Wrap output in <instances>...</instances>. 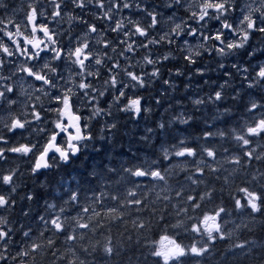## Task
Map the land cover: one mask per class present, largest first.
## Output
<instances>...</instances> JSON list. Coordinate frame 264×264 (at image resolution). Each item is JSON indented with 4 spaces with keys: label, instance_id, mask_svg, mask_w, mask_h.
I'll return each mask as SVG.
<instances>
[{
    "label": "trees",
    "instance_id": "1",
    "mask_svg": "<svg viewBox=\"0 0 264 264\" xmlns=\"http://www.w3.org/2000/svg\"><path fill=\"white\" fill-rule=\"evenodd\" d=\"M174 1L170 0L172 10ZM2 3L0 19H5L9 12ZM130 3L119 15H130L145 29L146 37L151 32L152 36L146 42L138 34L133 37L137 46L142 45L132 51L126 50L127 38L116 51L105 50L118 67L107 75L104 68H97L82 97L89 136L77 155L69 156L66 163L54 156L47 168L34 170L33 160L47 140L38 135L42 128L30 116L24 129L9 131L7 113L12 105L5 96L0 100V137L6 138L0 142V264H264V131L247 132L264 119V79L248 86L264 63L260 31L264 16L258 14L245 48L233 52L225 44L237 39L236 34L217 40L207 30L216 26L209 17L217 13H209L199 26L179 9L181 35L177 37L172 25L166 28L165 23L161 34L154 35L168 0H139L146 11L135 6L136 0ZM80 11L83 21L95 20ZM149 12L156 14L154 26ZM100 20L98 26L111 27ZM191 28L196 32L189 35ZM124 30L114 37L110 34V48ZM164 33H169L168 38L160 41ZM181 36L196 41L192 54ZM200 43L204 49L196 47ZM165 52L172 57L162 59ZM151 54L157 56L155 64L143 63L144 56ZM128 57L132 60L124 65ZM104 65L111 67L108 60ZM153 67L159 69L156 77L151 75ZM128 71L141 76L143 87L128 80ZM217 90L223 93L219 101L213 98ZM117 96L119 100L114 99ZM132 96L142 98L138 113L122 110ZM195 98L202 102L194 105ZM254 101H258L255 108ZM45 102L41 98L36 104L43 117L45 105H40ZM96 108L101 111L94 114ZM188 116L192 117L188 123L173 119ZM237 134L248 144L237 140ZM21 144L31 146L29 153L22 148L19 153L9 150ZM5 176L10 180L5 181ZM247 193L258 197L259 211L250 207ZM206 219L215 230L204 229ZM162 237L182 248L181 256L163 260L158 247Z\"/></svg>",
    "mask_w": 264,
    "mask_h": 264
},
{
    "label": "snow or ice",
    "instance_id": "2",
    "mask_svg": "<svg viewBox=\"0 0 264 264\" xmlns=\"http://www.w3.org/2000/svg\"><path fill=\"white\" fill-rule=\"evenodd\" d=\"M54 3V10L52 11V16L59 18L61 16L60 9L62 8V3L60 0H52ZM73 7L79 8L84 7V0H71ZM91 2V0H90ZM105 2L106 0H95L96 7L100 8L103 16L97 14V19H107L111 21L112 26L109 28L103 25H95V24H88L87 21H82L80 17H74L75 21L83 22L87 25L86 31L83 33L82 37H77L70 48H65L64 46L60 45L59 41L56 39V33L49 27L47 24L38 23L37 19H34L31 25V35H25L24 33H19L21 39L25 42V47L23 48V52L27 54V58L29 60L38 59L42 52H49L50 59L52 63L44 62L42 68H38L33 70L30 65H22L17 68L18 72H23L25 75L30 77L31 79L36 80L37 85L39 87L36 88V91L43 93L44 97L49 95L47 89L52 88L56 90V85L53 84L51 76H59L60 68L55 65V62H66L69 66L66 72L67 81L66 84H70L71 87L68 88L70 92L71 89L77 88L78 90L87 89L90 86V82L93 78L91 72L86 71V66L92 67L95 66L96 68H104L105 74H110L112 68L118 67L115 61H112V58L107 55V51H116V48L119 46L124 45L125 39H128V44L126 50L129 48L135 50L136 45L135 37L137 34L140 37L145 36L147 33L143 27L140 26L130 15L122 14L119 15V18L115 21L112 20V9H118L122 12L123 9H127L132 6L130 0H112V7L105 9ZM135 6L141 10H145L146 8L139 4V0H136ZM202 7V6H201ZM199 10V9H197ZM209 9L208 13H210ZM149 17L151 18L152 24L150 26H154L157 23L156 14L149 12ZM73 18L70 17L69 23H72ZM127 20L128 24H125L124 21ZM131 25V27H129ZM98 27L101 29L99 35L89 36V33L96 34ZM190 27V26H189ZM121 29H125L121 33V37L116 40L114 44H112L111 48L109 47V40L110 34L114 35L117 31ZM264 30V29H261ZM206 35L204 36L205 39ZM219 37V40L222 39V34L214 33L213 38L216 39ZM9 39H12V36L9 34ZM13 43L16 44L17 49H20V42L19 40H13ZM96 45V50L92 49V45ZM147 45L145 44V47ZM31 47L32 52L28 51V48ZM220 50V49H217ZM0 52H3L7 56H11L12 52L8 49L7 45L0 43ZM101 53H103V58H101ZM123 53H121V56ZM185 59H188L187 57ZM104 60H108L111 63V67H107L104 65ZM2 66V65H0ZM131 73V78L135 80V73ZM80 74V75H77ZM82 77V79H81ZM99 78V74L97 77ZM63 80L64 78H60ZM79 80V83L77 81ZM111 84L113 87L116 86V78L113 75L111 78ZM7 91L11 94L14 91L12 86H8ZM104 93H101L103 95ZM123 95V92L120 93ZM219 95V93H217ZM4 96V92L0 91V99ZM37 101L41 100L40 96L36 97ZM65 102H70V97L68 96V92H61V95H53L50 101L51 104L56 105V111L58 115H60V109L63 108ZM12 103V101H9ZM141 100L136 98H129L126 103V110H133V111H140ZM124 106V107H125ZM41 107H43V103H41ZM31 115H33L36 119L41 118V111L39 108L32 106ZM62 120H58L54 127H59ZM259 123L264 124V119H262ZM25 126V121L19 118L11 119V126L9 127V131H14L17 128L22 129ZM255 127H248L247 132L248 134H259V131H264V128H260L258 130H254ZM207 135V134H206ZM237 140H243L244 144H248V141L244 139L241 135H236ZM0 142H6L5 137H0ZM21 148L24 152H28L31 149V146L21 144L19 146L11 147L9 150L13 153H19ZM49 148H55L54 141L50 144H47L45 150ZM58 150V149H57ZM0 152H3V149H0ZM209 155L211 156L212 153L210 152ZM250 156V154H249ZM5 181L10 180L9 176H5L3 178ZM242 191H246V189H242Z\"/></svg>",
    "mask_w": 264,
    "mask_h": 264
},
{
    "label": "flooded vegetation",
    "instance_id": "3",
    "mask_svg": "<svg viewBox=\"0 0 264 264\" xmlns=\"http://www.w3.org/2000/svg\"><path fill=\"white\" fill-rule=\"evenodd\" d=\"M60 2L62 3L63 6L60 9L61 16L59 18H57V17L52 16V11L54 10V3L52 2V0H4V3H2L1 6H2V8H5V9L7 8V12H9V13H7L8 14L7 18H5V19L1 18L0 19V43L7 45L8 49L12 52V55L7 56L3 52H0V65H2V66H0V70L3 74V78L0 80V89H1V91L4 92V96L7 97L8 99H10V101H12V103H10L12 106H14V103H15V111H13V112L10 111L9 113H7V117H8L7 119L10 118L9 121H11V119L13 117L26 121L28 117L30 118V116H33V115H31V112H28L26 106H28V108H29V106L32 107L34 105L35 100H37L36 99L37 96H40L42 99H44L46 101L48 100L44 104L45 107H43L44 111L46 113V116L45 117L41 116L40 119H36L33 116L38 127L42 128L41 133H38V135L39 136L41 135L40 137H43L46 139L49 138L48 140H46V143L52 137H54L55 143L57 146L59 145V147L61 149L66 150L67 152L68 151L70 152V149L68 148L67 143H66L67 142V135L65 134V132L66 133L68 132V134H71V131L66 129V122L61 118L62 117L61 114H60V116L58 115V113L56 111L57 106L50 103V101L52 99V95L59 96V95H61L60 92H64V91L68 92V96L70 97V100H71V103L69 102L70 106H71V110L72 111L74 110L73 113H76V114L78 113L77 115L81 119L79 121V126L81 128V132L83 133L82 134L83 139L77 143L78 148H79L78 152H79V150H80L79 146L81 145V142L89 136V130H87L86 125H85V120H86L87 116H85L83 113L84 103L82 101V97L85 96L86 91L88 90L89 87L87 89H84V90H78L77 88L74 89V87H73L71 89V91L69 92L68 88L71 87V85L65 83L67 81V76H66V74H64L67 72V69L69 66L67 65L66 62H55V65L56 66L59 65V68L61 69L59 71V76L53 75L51 77L53 84L56 85V90H54L52 88H50V89L48 88L47 91H48L49 95L52 93L50 95L51 97H49V95H48V97H44V95L41 92L36 91V88L39 87V85H37L36 80L32 79V82H31L30 77L23 74L22 72L17 71V68L22 66V65H30L31 67H33V70H36L38 68H42V65L44 62L49 61L50 63H52V61L49 59L50 58L49 52H42L38 59L29 60L27 58V54L23 52V48L26 46L25 42L23 39L20 38L19 35H17V33H24L25 35L30 36L31 35L32 22L34 19H37V17H38V19H37L38 23L49 25V27L56 33V39L59 41L60 45L64 46L65 48H70L73 44V41L77 38V36L82 37L83 33L86 31L87 25L83 22H77L74 19V17H77V16L81 17V11H80L81 9L84 10L91 17L95 18V20H93V21H87V20H84V21H87L88 24L98 25V20H100V19H97L98 13H97V9H96L95 0H91V3H88V0H84L85 6L79 7V8L72 7L73 4H72L71 0H60ZM66 6H68V7H66ZM28 11H32V12L39 11V14L36 15L34 19H28L25 17V15L28 14ZM70 11L75 12V14L70 13ZM47 14L49 17L47 16ZM69 14H70V16L67 17ZM70 17L73 18L71 24L69 23ZM82 21H83V19H82ZM100 21H102V20H100ZM67 30H69V31H67ZM97 31H98V29H97ZM161 32H162L161 25H159V26H156L154 28L153 34L154 35H156L158 33L161 34ZM9 34L12 36V39H9ZM90 34L91 33H89V35ZM151 36H152V32L147 37L143 36L142 39H144L146 42L147 40L150 39ZM13 40H19V42H20V49L19 50L17 49L16 44L13 43ZM64 40H66V41H64ZM141 45H142V42L138 45V47L140 48ZM92 49L94 51L96 50L95 44L92 45ZM28 51L32 52L31 47L28 48ZM149 57L152 60H153V58L157 59L156 55L151 54V55H149ZM131 60L132 59L129 60V57L126 59L124 58V65L125 64L127 65V62H130ZM129 66L130 65H128V67ZM113 69L115 70L116 67H114ZM86 70H87V72H91L92 75H93V73L95 75L97 73V68L95 66H92V67L86 66ZM127 73H129V71ZM77 75H80V74H77ZM137 76H140V75H137ZM93 77H95V76L93 75ZM60 78H64L63 79L64 81L61 80ZM127 78L130 81H133L137 84H140L138 81L133 80L131 78V76H129V75H127ZM140 78H141V76H140ZM29 79H30V82H29ZM57 79H58V81H57ZM141 80H142V78H141ZM77 82H79V80ZM32 83L33 84L35 83V84L33 85ZM8 86H12L14 88L13 92H15V91H17V92L10 94L7 91ZM21 90L23 91V94H21ZM129 92L130 91L127 90L126 94L128 95ZM90 93H93V89L90 91ZM78 94H79V96H78ZM28 97L29 98L31 97V98L29 99ZM17 101L23 104V106H21L20 109L18 108L19 104L17 103ZM28 102H30L29 105L27 104ZM79 109L82 113L79 111ZM52 111H54V112H52ZM49 113H51V114L49 115ZM47 116H49V117H47ZM52 116H54V117H52ZM55 117H56V119L58 117V119L57 120L54 119ZM61 119L63 122L60 123L59 127H54V124L58 120H61ZM27 126L30 127V125H27ZM23 128H25V126ZM84 128H85V130H84ZM17 129H19V128H17ZM47 130H48V132H47ZM63 130H65V131H63ZM87 134H88V136H87ZM44 146L45 145H43V147ZM61 146H63V147H61ZM43 147L40 150V152L43 150ZM40 152H38L37 154H39ZM54 156L55 155L52 154L48 157V165H49V160ZM34 161H35V158H34Z\"/></svg>",
    "mask_w": 264,
    "mask_h": 264
},
{
    "label": "clouds",
    "instance_id": "4",
    "mask_svg": "<svg viewBox=\"0 0 264 264\" xmlns=\"http://www.w3.org/2000/svg\"><path fill=\"white\" fill-rule=\"evenodd\" d=\"M177 2L179 3V0H177ZM225 4H229V9L231 8V4H230V0H199L198 5L194 8L191 6L186 5L185 6V11L188 12L189 17L188 18H192L196 21L197 24L200 23V21H204L206 17H209V13L208 10L209 9H213L216 10L217 14L213 17H211L214 20H220V26L223 28H228V29H232L233 33H238V38L235 40H228L227 43L225 44V48L229 51H235L236 49H241L243 50L245 48V46L248 44L250 37H251V31L252 30H256L255 28V18H254V13H260L261 16H264V11H262V8H264V0H261V4L252 8L250 7L248 11H246L243 16L242 19L239 21V24L236 26V28H232V24L227 20V19H223L221 20L220 17L225 15L226 9H225ZM168 6H170V0H168ZM202 6V7H201ZM199 9V10H197ZM182 23L183 21L180 22H175L172 26H171V32H174L176 34L177 37H179L181 35V33L184 31L183 27H182ZM240 25H244V27H241ZM260 31L264 32V30ZM196 32L195 28L191 29V32L189 33V35L193 34ZM17 35H19V33H17ZM169 33H164L160 36V41H166L168 38ZM217 40H219V37L216 38ZM205 40H208V37H205ZM151 43H158V41L156 40H151ZM223 43V41H221ZM174 43V42H173ZM185 47L187 48V53L192 54L193 53V48L188 46L187 41H185ZM197 48L200 49H204L205 45L203 43H200L198 45H196ZM129 50H131L129 48ZM219 52L223 53L225 51V49H220L218 50ZM253 53L249 52L248 55L251 56ZM194 55L198 56L200 55L199 52L194 53ZM169 57H172V53L171 52H165L164 56L162 57V59H168ZM188 58L187 60H189L190 63H194V59L192 58V56L190 55H186L185 58ZM143 63H147L149 65H154L155 61L152 60L149 56H144L143 58ZM233 67H235V65H233ZM241 67H244L243 65ZM177 73H179V69L176 70ZM197 71H201L200 69H197ZM244 71L247 72L248 69L246 67H244ZM93 75H95L93 73ZM127 75L131 76V73H127ZM151 75L153 77H156L159 75V69L153 67L152 71H151ZM258 79H264V63H260L259 66L257 67V69L255 70L254 73V79L251 81H248V86L252 87L253 84L256 82V80ZM135 80L138 81L141 85V87H143V81L141 80L140 76H135ZM165 83H167V81H165ZM217 93H219V95H217ZM223 96V93L219 90H217L215 93H213V98L217 101L221 100ZM136 99L141 100L142 98L137 96L135 97ZM114 99L119 100V97H114ZM202 101L199 98H195L192 99V103L194 105H198L200 104ZM258 103V101H254L251 104V107L255 108L256 104ZM122 110H126V106L124 107V109ZM96 113L100 112L101 109L100 108H96ZM145 111H148L147 109H145ZM136 113H138L139 111H134ZM95 114V113H94ZM173 119H179L180 123H188L191 121L192 117L188 116V117H173ZM114 125L110 126L113 127ZM159 127H162L163 125H158ZM260 128H264V124L258 123L255 126L254 130H259ZM249 200H248V204L250 205V207L252 208V210L255 211H259V206L256 203V200L258 199L257 196H255L252 193H249Z\"/></svg>",
    "mask_w": 264,
    "mask_h": 264
},
{
    "label": "rangeland",
    "instance_id": "5",
    "mask_svg": "<svg viewBox=\"0 0 264 264\" xmlns=\"http://www.w3.org/2000/svg\"><path fill=\"white\" fill-rule=\"evenodd\" d=\"M199 0H179V3L177 2V0L174 1V5H173V10L171 9L170 6H166L163 9V21H162V27H163V23H165L166 28H168L169 26L173 25L175 22H180L182 21V13H179L178 10L182 9L185 10V6H191V7H196L198 5ZM230 4H231V8L229 9V4H225V17L221 16L220 19H227L231 24H232V28H236V26L239 24V21L242 19L243 14L249 10L250 7L254 8L258 5L261 4V0H230ZM112 4H110L109 0H106L105 2V9L111 8ZM97 9V13H99L98 10H100V8L96 7ZM177 10V12H176ZM119 11L118 9L113 8L112 12L114 13L112 15V20L115 21L118 19V15H119ZM173 14H172V13ZM215 14L217 13L216 10H212L210 11V14ZM39 14V11H28V14L25 15L26 18L28 19H34L36 15ZM259 13H254V18L255 20L258 18ZM99 15L103 16V13H99ZM177 16V17H176ZM214 15H211L209 18L213 17ZM209 20V19H208ZM213 21L216 22V26L214 25V27H210L209 29H207L209 31V33L211 34V36H213L214 33H219L222 34V38L223 39H231L232 36H234L235 34L237 35L238 38V33H233L232 29H228V28H224L222 30H220V28H222L220 26V20H214ZM105 23H108L109 26H112L111 21L105 19L104 20ZM199 26L201 25V23L198 24ZM241 27H244V25H240ZM192 29V28H191ZM191 32V30L189 31V33ZM100 31L98 30L96 34H90L89 36H95V35H99ZM181 40L185 45V41H187L188 46H192V43H195L196 41H190L186 36H181ZM18 78V77H17ZM17 92V91H15ZM12 92V93H15ZM21 94H23V91L21 90ZM18 108L20 109L21 106H23L22 103L18 102ZM15 109V103H14V108ZM29 153V152H28ZM245 199L248 202L249 200V193L245 194ZM210 219H206L204 221V229L206 230H215V226L210 227L208 222ZM158 247H159V253L160 256L162 257L163 260L168 261L172 258H175L179 255H181L184 251L182 248H180L179 246H177L176 244H174L173 240L169 237H162L159 242H158ZM190 251H192L193 253L198 252L199 250L196 248H190Z\"/></svg>",
    "mask_w": 264,
    "mask_h": 264
},
{
    "label": "water",
    "instance_id": "6",
    "mask_svg": "<svg viewBox=\"0 0 264 264\" xmlns=\"http://www.w3.org/2000/svg\"><path fill=\"white\" fill-rule=\"evenodd\" d=\"M60 113L62 119L66 122V129L71 131V134L65 132L67 135V146L70 149V152L68 153L66 150H63L57 146L55 143V138L52 137L45 144L43 150L35 157L33 168L36 171L43 170L48 166V157L52 154L55 155L59 160L63 161L67 160L68 155L75 156L78 153L79 148L77 143L83 139L81 128L79 126L80 118L77 114L73 113L69 102L64 104L63 108L60 109ZM53 141L55 143V148H49L48 150H45L46 145L52 143Z\"/></svg>",
    "mask_w": 264,
    "mask_h": 264
},
{
    "label": "bare ground",
    "instance_id": "7",
    "mask_svg": "<svg viewBox=\"0 0 264 264\" xmlns=\"http://www.w3.org/2000/svg\"><path fill=\"white\" fill-rule=\"evenodd\" d=\"M68 2H69V1H68ZM67 4H68V3H67ZM158 4H159V3H158ZM156 5H157V4H156ZM66 7H68V6H66ZM72 7H73V6H72ZM72 9H73V8H72ZM68 10H69V9H68ZM70 10H71V9H70ZM73 10H74V9H73ZM76 10H77V9H76ZM70 12H72V11H70ZM77 13H78V12H77ZM5 14H6V13H5ZM48 14H49V13H48ZM48 14H47V16H48ZM74 14H75V13H74ZM82 14H83V13H82ZM84 14H85V13H84ZM7 15H8V14H7ZM44 15H45V14H44ZM71 16H72V15H71ZM81 16H82V15H81ZM83 16H84V15H83ZM85 16H86V15H85ZM45 17H46V16H45ZM48 17H49V16H48ZM79 17H80V16H79ZM224 17H225V16H224ZM93 19H94V18H93ZM94 22H95V21H94ZM255 22H256V21H255ZM76 24H77V23H76ZM82 24H83V23H82ZM65 25H66V24H65ZM67 25H68V24H67ZM99 25H100V24H99ZM82 27H83V26H82ZM64 28H65V27H64ZM76 29H77V28H76ZM71 30H72V29H71ZM67 31H69V30H67ZM76 31H77V30H76ZM79 31H80V30H79ZM68 35H69V34H68ZM75 35H76V34H75ZM116 35H117V34H116ZM110 36H111V35H110ZM112 36H113V35H112ZM77 37H78V36H77ZM113 37H114V36H113ZM68 39H69V38H68ZM110 39H111V38H110ZM64 41H66V40H64ZM160 44H161V43H160ZM151 47H152V46H151ZM149 48H150V47H149ZM163 48H166V47H163ZM149 50H150V49H149ZM151 50H152V49H151ZM160 50H161V49H160ZM162 50H163V49H162ZM110 52H111V51H110ZM110 52H108L107 55H109ZM162 52H163V51H162ZM155 53H156V52H155ZM163 55H164V54H163ZM48 58H49V57H48ZM49 59H50V58H49ZM35 60H36V59H35ZM35 60H34V61H35ZM50 60H51V59H50ZM159 60H160V59H159ZM47 62H49V61H47ZM49 63H50V62H49ZM58 67H59V65H58ZM32 68H33V67H32ZM101 69H102V68H101ZM138 69H139V68H138ZM60 70H61V69H60ZM86 71H87V70H86ZM90 71H91V70H90ZM22 73H23V72H22ZM97 73H98V72H97ZM23 74H24V73H23ZM64 74H66V73H64ZM102 75H103V74H102ZM94 76H95V75H94ZM51 77H52V76H51ZM63 77H64V76H63ZM24 78H25V77H24ZM81 78H82V77H81ZM93 78H94V77H93ZM99 78H100V77H99ZM58 79H59V78H58ZM58 79H57V81H58ZM97 79H98V78H97ZM100 79H101V78H100ZM103 79H104V78H103ZM104 80H105V79H104ZM63 81H64V80H63ZM93 81H94V80H93ZM98 81H100V80H98ZM29 82H30V79H29ZM31 82H32V79H31ZM55 83H56V82H55ZM77 83H79V82H77ZM92 83H94V82H92ZM102 83H103V82H102ZM104 83H105V82H104ZM32 84H33V83H32ZM34 84H35V83H34ZM34 84H33V85H34ZM63 84H64V83H63ZM107 84H108V83H107ZM107 84H106V85H107ZM29 86H30V85H29ZM93 86H94V85H93ZM98 86H99V85H98ZM107 86H108V85H107ZM36 87H37V86H36ZM27 88H28V87H27ZM58 88H59V87H58ZM60 88H61V87H60ZM66 88H67V87H66ZM89 88H90V87H89ZM99 88H100V87H99ZM101 88H102V87H101ZM114 88H115V87H114ZM49 89H50V88H49ZM74 89H75V88H74ZM106 90H107V89H106ZM29 91H30V90H29ZM57 91H58V90H57ZM76 91H77V90H76ZM88 91H89V90H88ZM88 91H87V92H88ZM99 91H100V90H99ZM103 91H104V90H103ZM137 91H138V90H137ZM64 92H66V91H64ZM78 92H79V91H78ZM82 92H83V91H82ZM138 92H139V91H138ZM60 93H61V92H60ZM89 93H90V92H89ZM93 93H94V92H93ZM133 93H134V92H133ZM42 94H43V93H42ZM51 94H52V93H51ZM51 94H50V95H51ZM90 94H92V93H90ZM95 94H96V93H95ZM36 95H37V94H36ZM50 95H49V97H51ZM81 95H82V94H81ZM86 95H87V94H85L84 97H86ZM92 95H93V94H92ZM98 95H100V93H99ZM33 96H34V95H33ZM52 96H53V95H52ZM90 96H91V95H90ZM95 96H96V95H95ZM95 96H94V97H95ZM47 97H48V96H47ZM72 97H73V96H72ZM98 97H99V96H98ZM28 98H29V97H28ZM30 98H31V97H30ZM30 98H29V99H30ZM34 98H35V97H34ZM34 98H33V99H34ZM91 98H92V97H91ZM132 98H133V96H132ZM84 99H85V98H84ZM88 99H89V98H88ZM96 99H97V98H96ZM96 99H93V100H96ZM0 100H1V99H0ZM80 100H81V99H80ZM127 100H128V99H127ZM35 101H36V100H35ZM47 101H48V100H47ZM31 102H32V101H31ZM33 102H34V101H33ZM39 102H40V101H39ZM39 102H37V103L40 104ZM75 102H76V101H75ZM29 103H30V102H28L27 104L29 105ZM37 103H36V104H37ZM70 103H71V100H70ZM92 103H93V102H92ZM34 104H35V103H34ZM36 104H35V106H36ZM47 104H48V103H47ZM118 104H119V103H118ZM32 105H33V104H32ZM43 105H44V104H43ZM79 105H80V104H79ZM95 105H96V104H95ZM105 105H106V104H105ZM52 106H53V105H52ZM83 106H84V105H83ZM85 106H86V105H85ZM93 106H94V105H93ZM1 107H2V106H1ZM1 107H0V109H1ZM29 107H30V106H29ZM40 107H41V105H40ZM80 107H81V106H80ZM89 107H90V106H89ZM95 107H97V106H95ZM26 108H27V106H26ZM38 108H39V107H38ZM122 108H123V107H122ZM3 109H4V108H3ZM46 109H47V108H46ZM29 110H30V108H29ZM95 110H96V109H95ZM95 110H94V113H95ZM73 111H74V110H73ZM79 111H80V109H79ZM79 111H78V112H79ZM121 111H122V110H121ZM30 112H31V111H30ZM44 112H45V111H44ZM52 112H54V111H52ZM80 112H81V111H80ZM81 113H82V112H81ZM106 113H108V112L106 111ZM124 113H125V112H124ZM28 114H29V113H28ZM47 114H48V113H47ZM50 114H51V113H49V115H50ZM53 114H54V113H53ZM74 114H76V113H74ZM77 114H78V113H77ZM79 114H80V113H79ZM104 114H105V113H104ZM125 114H126V113H125ZM45 115H46V114H45ZM102 115H103V114H102ZM107 115H109V114H107ZM15 116H16V115H15ZM41 116H42V115H41ZM59 116H60V115H59ZM87 116H88V115H87ZM91 116H92V115H91ZM16 117H17V116H16ZM20 117H21V116H20ZM42 117H43V116H42ZM47 117H49V116H47ZM52 117H54V116H52ZM13 118H14V117H13ZM13 118H12V119H13ZM26 118H27V117H26ZM28 118H29V117H28ZM28 118H27V119H28ZM61 118H62V117H61ZM82 118H83V117H82ZM86 118H87V117H86ZM9 119H10V118H9ZM54 119H56V117H55ZM57 119H58V117H57ZM57 119H56V120H57ZM93 119H94V118H93ZM61 120H62V119H61ZM80 120H81V119H80ZM27 121H28V120H27ZM52 121H53V120H52ZM55 122H56V121H55ZM89 122H90V121H89ZM33 123H34V122H33ZM35 123H36V122H35ZM29 124H30V123H29ZM36 124H37V123H36ZM49 124H50V123H49ZM52 124H53V123H52ZM10 125H11V124H10ZM26 125H27V124H26ZM45 125H46V124H45ZM80 125H81V124H80ZM30 126H31V125H30ZM37 126H38V125H37ZM63 126H64V125H63ZM81 126H82V125H81ZM89 126H91V125L89 124ZM9 127H10V126H9ZM52 127H53V126H52ZM61 127H62V126H61ZM95 127H96V126H95ZM27 128H28V126H27ZM29 128H30V127H29ZM19 129H20V128H19ZM23 129H24V128H23ZM30 129H31V128H30ZM33 129H34V128H33ZM33 129H32V130H33ZM55 129H56V128H55ZM93 129H94V128H93ZM41 130H42V129H41ZM48 130H49V129H48ZM48 130H47V132H48ZM52 130H53V129H52ZM57 130H58V129H57ZM68 130H69V129H68ZM84 130H85V128H84ZM87 130H88V129H87ZM19 131H20V130H19ZM63 131H65V130H63ZM32 132H33V131H32ZM35 132L38 133L36 130H35ZM53 132H54V131H53ZM56 132H57V131H56ZM91 132H92V131H91ZM33 133H34V132H33ZM44 133H45V132H44ZM44 133H43V134H44ZM67 133H68V132H67ZM81 133H82V132H81ZM82 134H83V133H82ZM49 135H50V134H49ZM40 136H41V135H40ZM61 136H62V135H61ZM87 136H88V134H87ZM42 138H43V137H42ZM96 138H97V137H96ZM33 139H34V138H33ZM48 139H49V138H48ZM48 139H47V140H48ZM87 139H88V138H87ZM89 139H90V138H89ZM91 139H92V138H91ZM44 141H45V140H44ZM57 141H58V140H57ZM59 141H60V140H59ZM66 143H67V142H66ZM83 143H84V142H83ZM45 144H46V142H45ZM45 144H44V145H45ZM86 144H87V143H86ZM94 144H95V143H94ZM33 145H34V144H33ZM82 145L84 146L85 144H81L80 146H82ZM58 146H59V145H58ZM80 146H79V147H80ZM61 147H63V146H61ZM84 147H85V146H84ZM43 148H44V147H43ZM82 148H83V147H82ZM84 150H85V149H84ZM68 152H69V151H68ZM82 152H83V150H82ZM80 153H81V152H80ZM37 155H38V154H37ZM2 156H3V155H2ZM2 156H1V157H2ZM69 156H70V155H69ZM1 157H0V158H1ZM30 158H31V157H30ZM52 159H53V158H52ZM72 159H73V158H72ZM27 160H28V158H27ZM33 161H34V160H33ZM66 162H67V161H66ZM66 162H65V163H66ZM31 163H32V162H31ZM53 163H54V162H53ZM59 163H60V161H59ZM32 165H33V164H32ZM51 165H52V164H51ZM51 165H50V166H51ZM48 166H49V165H48ZM32 171H33V169H32ZM179 256H181V255H179Z\"/></svg>",
    "mask_w": 264,
    "mask_h": 264
}]
</instances>
